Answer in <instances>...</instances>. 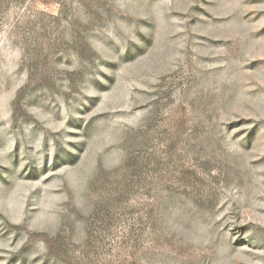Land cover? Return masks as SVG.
<instances>
[{"label": "rangeland", "instance_id": "rangeland-1", "mask_svg": "<svg viewBox=\"0 0 264 264\" xmlns=\"http://www.w3.org/2000/svg\"><path fill=\"white\" fill-rule=\"evenodd\" d=\"M0 264H264V0H0Z\"/></svg>", "mask_w": 264, "mask_h": 264}]
</instances>
